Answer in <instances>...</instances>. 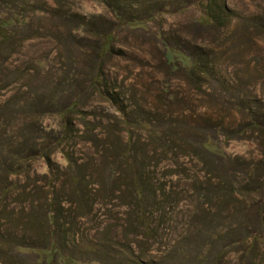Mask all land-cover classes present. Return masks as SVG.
<instances>
[{"label":"rangeland","instance_id":"1","mask_svg":"<svg viewBox=\"0 0 264 264\" xmlns=\"http://www.w3.org/2000/svg\"><path fill=\"white\" fill-rule=\"evenodd\" d=\"M69 261L264 264V0H0V264Z\"/></svg>","mask_w":264,"mask_h":264},{"label":"trees","instance_id":"2","mask_svg":"<svg viewBox=\"0 0 264 264\" xmlns=\"http://www.w3.org/2000/svg\"><path fill=\"white\" fill-rule=\"evenodd\" d=\"M11 23H12L11 20H6L4 22L5 25H9ZM127 25H129V27L131 29H144V25H143L142 21H138V20L137 21H135V20L134 21L133 20L127 21ZM164 51H165L166 59H167L169 64H172V65H175V66L178 63H181V65H183V66L189 65V60L187 59V57L185 55H183V53H180L179 51H177L174 48H171L169 46H166L164 48ZM37 252H38V255H39L40 259H42V258L44 259V255L45 254L47 256L49 255V257H51V255L53 256V254H52L53 252L51 250H49V252H48L49 254L44 253V252L39 253V250ZM71 262H73V261H71ZM71 262L69 261L68 263L70 264Z\"/></svg>","mask_w":264,"mask_h":264}]
</instances>
